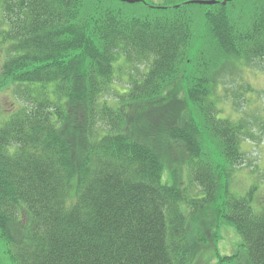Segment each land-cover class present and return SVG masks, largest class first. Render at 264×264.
<instances>
[{"label":"trees","instance_id":"1","mask_svg":"<svg viewBox=\"0 0 264 264\" xmlns=\"http://www.w3.org/2000/svg\"><path fill=\"white\" fill-rule=\"evenodd\" d=\"M224 1L0 0V90L30 104H0V264H230L223 226L264 264V191L225 183L256 135L216 94L232 56L264 71V0Z\"/></svg>","mask_w":264,"mask_h":264},{"label":"rangeland","instance_id":"2","mask_svg":"<svg viewBox=\"0 0 264 264\" xmlns=\"http://www.w3.org/2000/svg\"><path fill=\"white\" fill-rule=\"evenodd\" d=\"M153 1L159 2L162 0ZM4 53L5 50L2 48L0 50V56L2 55V58L0 57V74ZM232 58L236 61V64L234 61V63L225 61V63L221 66L216 65L220 76H222L218 80L216 87V94L218 93L220 97H222L220 102H218V105H220L222 110H224L223 113H225L226 116H228V113L232 112L234 115L233 117H238V115L243 117L249 125L253 127L256 136L251 138L249 141H244L242 143L244 151L247 152L248 161L243 165L236 166L230 177L225 180V183L230 190L239 195L247 194L252 187L256 186L258 189L256 190L255 195L263 196L264 129H262L261 125L258 123L261 121V124H264V72L259 70L256 71L258 68L257 66L241 61L242 59L238 56H232ZM133 66V68L131 66H124L126 73H137L146 68V66L142 63L134 64ZM127 79L128 77L123 74L121 79L118 81L117 86L122 87L126 85ZM19 86L20 85L13 83L5 89L0 90V104L6 114L14 112L16 109L25 110L30 107V104L24 100L18 92L21 89ZM28 91L30 95L36 97V90L34 87ZM115 93V88L111 87L105 96L112 97ZM237 94L239 95V101L241 104L238 115L234 112V108L232 106L233 104H231L233 99H236L235 96ZM175 145L179 146L177 143ZM168 178L170 179V177ZM226 227L227 226L222 227V231L226 233L222 242H220V253L225 255H234V253H238L237 251H239V256H236L230 264H244L242 260L244 259L245 252L242 251L243 249L241 247L240 236L231 226ZM205 233V236H208L207 231ZM201 243L209 250L210 254L215 252V248L210 244L209 239L203 238ZM217 259L218 256L215 258L214 264H217ZM191 264L196 263L192 261Z\"/></svg>","mask_w":264,"mask_h":264},{"label":"water","instance_id":"3","mask_svg":"<svg viewBox=\"0 0 264 264\" xmlns=\"http://www.w3.org/2000/svg\"><path fill=\"white\" fill-rule=\"evenodd\" d=\"M123 1H127V0H123ZM129 2H133V0H128ZM193 2H196V3H204V4H210V5H212V3H216L217 2V0H212V1H210V0H201V1H197V0H195V1H193Z\"/></svg>","mask_w":264,"mask_h":264}]
</instances>
